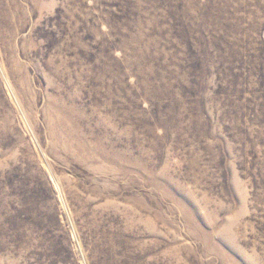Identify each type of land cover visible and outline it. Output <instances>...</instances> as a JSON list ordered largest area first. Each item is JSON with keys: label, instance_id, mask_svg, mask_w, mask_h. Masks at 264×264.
Masks as SVG:
<instances>
[{"label": "rangeland", "instance_id": "374dc122", "mask_svg": "<svg viewBox=\"0 0 264 264\" xmlns=\"http://www.w3.org/2000/svg\"><path fill=\"white\" fill-rule=\"evenodd\" d=\"M0 264H264V0H0Z\"/></svg>", "mask_w": 264, "mask_h": 264}]
</instances>
